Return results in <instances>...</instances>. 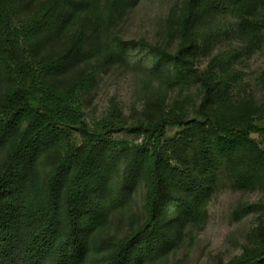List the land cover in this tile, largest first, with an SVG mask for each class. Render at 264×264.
<instances>
[{
  "label": "trees",
  "instance_id": "trees-1",
  "mask_svg": "<svg viewBox=\"0 0 264 264\" xmlns=\"http://www.w3.org/2000/svg\"><path fill=\"white\" fill-rule=\"evenodd\" d=\"M140 1L0 0V264H167L183 228L207 220L220 173L243 188L264 183L253 137L264 136V102L232 96L241 50L222 51L206 70L196 64L235 32L243 52L261 48L264 0H174L163 26L175 49L116 33ZM134 48L148 51L155 75L201 85L194 116L158 96L137 122L114 106L89 123L87 93ZM141 182L143 219L108 235L112 210L126 208ZM251 211L264 213V203L238 214ZM216 264H264V241Z\"/></svg>",
  "mask_w": 264,
  "mask_h": 264
},
{
  "label": "rangeland",
  "instance_id": "rangeland-1",
  "mask_svg": "<svg viewBox=\"0 0 264 264\" xmlns=\"http://www.w3.org/2000/svg\"><path fill=\"white\" fill-rule=\"evenodd\" d=\"M174 0H141L138 6L128 12L116 28V33L127 39L145 38L152 44L176 48V40L169 38L164 28ZM242 41L237 32L231 37H223L213 50L201 56L196 64L206 70L213 59L224 50H241V56L234 63V69L241 72L242 82L232 90L234 100L252 98L264 102V43L251 54L242 51ZM126 63H114L102 71L95 85L85 97L84 112L92 126L111 117L116 106L129 123L144 117V109L149 100L165 97L169 106H180L186 114L194 116L203 99L199 83L192 82L182 87L167 81L163 76L150 71L148 51L134 48ZM138 60L140 63L138 64ZM264 126V119L258 121ZM178 129L169 128L174 135ZM118 138L130 143L141 141L142 137L128 132L118 133ZM253 137L264 148V136ZM146 188L141 182L136 188L126 208L112 210L108 235L123 236L129 230V218L142 220L145 212ZM264 203V183L251 187H240L230 172L220 173L214 192L208 202V216L201 227L186 226L176 247L171 252L167 264H216L228 262L240 256L250 246H258L264 241V213L251 211L238 214V209L247 204Z\"/></svg>",
  "mask_w": 264,
  "mask_h": 264
}]
</instances>
